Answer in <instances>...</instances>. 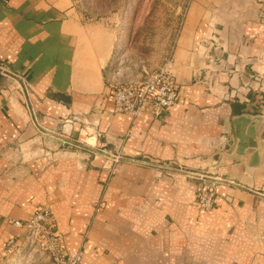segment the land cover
Instances as JSON below:
<instances>
[{
	"label": "crops",
	"instance_id": "0c3cea01",
	"mask_svg": "<svg viewBox=\"0 0 264 264\" xmlns=\"http://www.w3.org/2000/svg\"><path fill=\"white\" fill-rule=\"evenodd\" d=\"M114 44L75 0H0V259L49 207L83 264H264V0L189 1L180 98L157 117L115 110ZM185 172L214 185L211 211Z\"/></svg>",
	"mask_w": 264,
	"mask_h": 264
},
{
	"label": "rangeland",
	"instance_id": "374dc122",
	"mask_svg": "<svg viewBox=\"0 0 264 264\" xmlns=\"http://www.w3.org/2000/svg\"><path fill=\"white\" fill-rule=\"evenodd\" d=\"M189 1L75 0L80 14L88 21L103 23L113 34L114 55L108 75L112 86L143 81L146 72L163 66L174 47L180 15ZM0 264L53 263L41 253L27 255L20 251L11 257L2 256Z\"/></svg>",
	"mask_w": 264,
	"mask_h": 264
},
{
	"label": "built area",
	"instance_id": "2783aa9c",
	"mask_svg": "<svg viewBox=\"0 0 264 264\" xmlns=\"http://www.w3.org/2000/svg\"><path fill=\"white\" fill-rule=\"evenodd\" d=\"M173 49L165 63L157 70L145 73L143 81H129L112 86L115 99V110L130 115L134 121L144 114L157 117L170 111L179 101V85L174 70ZM0 71L6 74V69L0 66ZM17 89L25 98L28 106V85L23 79H15ZM93 119L95 115L92 116ZM36 121V115L33 113ZM89 126L91 123L83 117L77 119ZM95 129L99 128V120L94 119ZM115 170L125 157L120 153L106 156ZM129 162L135 163L134 160ZM163 170H171L170 165H156ZM186 175L199 182L197 188L198 204L202 211L209 212L215 206L216 193L214 185L207 182L205 175L187 172ZM12 224L20 230V235L11 238L4 249V256H14L20 251L27 255L41 253L46 255L53 264H83L81 251L69 252L64 249V243L57 230V219L49 207L37 209L28 220H14Z\"/></svg>",
	"mask_w": 264,
	"mask_h": 264
}]
</instances>
